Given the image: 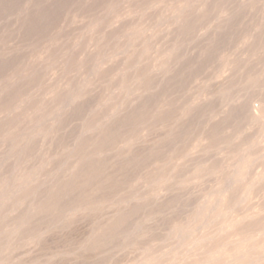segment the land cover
<instances>
[{
    "label": "rangeland",
    "instance_id": "1",
    "mask_svg": "<svg viewBox=\"0 0 264 264\" xmlns=\"http://www.w3.org/2000/svg\"><path fill=\"white\" fill-rule=\"evenodd\" d=\"M123 2L127 0H0V146L7 132L16 144L13 156L25 151L33 156L39 153L27 176L20 170L21 180L38 181L42 171L50 166L52 156L62 154L53 164L54 168H60L73 151L88 154L87 145L92 139L83 135L90 132L85 128V117L94 106L97 94L63 112L56 135L49 134L48 129L54 124L45 119V108L55 92L49 81L57 87L60 85L59 73L54 67L33 59L44 43L63 42L60 51L68 55L61 62L66 71L74 70L79 56L89 66L94 64L100 70L106 64L121 65L128 56L139 61L154 58L160 61L158 67L154 64L157 70L167 69L164 61L173 57L175 50L174 47L157 49L156 32L137 26L136 32L126 31L125 41L119 34L129 22L120 17L112 21L111 17L105 18L111 5ZM207 2L210 9L216 4H232V19L209 33L202 29L200 36L195 26L176 31L172 41L181 46L182 59L175 72L162 82L157 81L159 86L147 89L139 102L110 126L103 138L102 151L106 154L92 161L89 168L90 174L99 176L106 198H111L141 175L148 163L162 161L170 153L183 150L190 131L202 122L208 111L207 105H198L186 120L177 123L179 109L184 104L191 99L195 104L199 93L211 82L228 79L264 56V27L255 31L260 22L242 8L247 0ZM70 11L103 23L99 29L94 26L88 34L80 35L87 25H74ZM116 79L120 81L117 93L127 94L135 89L142 95L136 84L128 82L126 71H121ZM89 86L82 83V87ZM145 128L148 137L139 139ZM124 139H137L131 152H112V147ZM198 148L199 145L193 144L192 151ZM254 163L250 155L237 161L241 176L230 207L217 204L210 185L191 209L185 202H180L179 208L174 204L162 209L165 215L152 226V234L138 230L143 238L139 240L140 250L135 259L140 264H155L156 256L163 254L168 257L169 264H199L200 257H206L207 264H259L258 258H244L252 244H258L260 239L251 227L255 207L252 201L264 190V179ZM13 166L12 161L0 158V169L10 171ZM2 175L0 173V180ZM140 179L147 184L152 178L145 175ZM198 179L194 170L189 180ZM51 187L50 181L41 180L34 196L35 203L29 209L30 217H34L33 225L41 229L50 228L53 223ZM2 197L0 193V200ZM169 216L178 219L170 226ZM241 220L244 222L240 223ZM4 227L0 216V245L4 241ZM82 233L83 227L55 230L50 235L43 230L37 234V239L44 240L42 248L46 252H54L73 248L83 238ZM235 253L239 255L234 261L230 257ZM50 264H54V258Z\"/></svg>",
    "mask_w": 264,
    "mask_h": 264
},
{
    "label": "clouds",
    "instance_id": "2",
    "mask_svg": "<svg viewBox=\"0 0 264 264\" xmlns=\"http://www.w3.org/2000/svg\"><path fill=\"white\" fill-rule=\"evenodd\" d=\"M248 16L259 20L255 31L264 27V0H247L242 5ZM74 25H87L81 34H88L92 27L99 29L103 21L80 17L79 13L69 12ZM234 15V6L229 3L216 4L211 9L207 0H127L109 7L105 18L111 21L120 17L128 26L119 34L127 40L126 31L136 32L137 26L152 29L158 34L155 47L161 51L174 47L175 55L164 61L166 70H157L160 61L154 58L139 61L134 56L122 60L121 65L96 69L89 66L79 56L75 68L66 71L61 60L68 55L61 52L62 41L46 42L33 57L34 60L48 64L59 73V87L47 100L45 119L54 124L49 128L51 136L56 135V128L61 114L85 101L90 95L97 94L94 106L85 117V128L90 132L86 152L73 151L60 168H54L60 155L51 157V164L42 171L38 181L20 179V170L27 176L35 165L37 156L25 152H16L15 141L6 132L3 145L0 146V158L13 162L10 171L0 169V216L5 223L4 241L0 245V264H140L135 259L139 252V240L144 234L153 233V225L165 215L162 209L177 208L180 202L196 204L197 199L213 186L218 205L230 207L241 176L237 161L241 157L251 156L254 167L264 179V56L251 65H245L240 72L211 82L210 86L199 93V100L192 104V99L179 109L177 123L186 120L190 111L198 105H207V115L202 122L190 131L183 150L170 153L166 159L150 162L144 172L122 187L111 198H106L99 176L90 174L92 161L104 156L102 151L108 129L115 121L134 107L157 81L171 76L182 59L181 46L172 41L176 31L195 26L198 36L201 30L207 33L229 22ZM67 19V16L65 17ZM107 31V29H106ZM79 35V36H80ZM60 57V59H57ZM154 64L157 67H154ZM127 72L128 82L136 84L142 95L135 89L129 93H117L120 81L116 76ZM82 83L90 84L82 87ZM257 107L259 111H256ZM255 113V115H254ZM8 115V114H7ZM145 128L139 139H146ZM137 139H124L116 143L111 151L131 152ZM193 144L199 148L193 152ZM194 170L199 179L189 180ZM152 179L147 184L140 177ZM41 180L52 183L50 196L52 226L39 228L33 225L29 209L35 203L34 196L39 190ZM252 230L259 235V243L252 244L247 259H259L264 264V190L252 201ZM190 209H186L187 212ZM169 216V226L177 221ZM10 222V223H9ZM244 221L241 220L240 223ZM19 225V227H16ZM83 227L82 239L71 249L46 252L42 248L44 240L37 239V234L46 230L69 231ZM251 243V242H250ZM254 254H258L254 255ZM238 253L230 259L235 261ZM155 264H169L168 257L158 254ZM199 264H207L206 257H200Z\"/></svg>",
    "mask_w": 264,
    "mask_h": 264
}]
</instances>
